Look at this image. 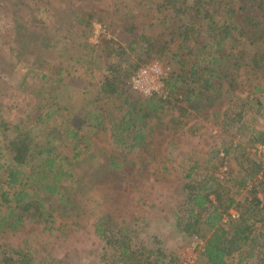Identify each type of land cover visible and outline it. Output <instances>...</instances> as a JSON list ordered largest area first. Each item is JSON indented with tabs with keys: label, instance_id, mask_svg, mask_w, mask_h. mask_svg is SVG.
<instances>
[{
	"label": "trees",
	"instance_id": "obj_1",
	"mask_svg": "<svg viewBox=\"0 0 264 264\" xmlns=\"http://www.w3.org/2000/svg\"><path fill=\"white\" fill-rule=\"evenodd\" d=\"M9 1L0 0V6ZM132 1L136 12L126 10L125 21L116 32L107 11L98 8L97 12L91 7L73 12L76 25L81 26L78 37L91 28L95 17L104 23L109 22L110 35L103 36L99 46L91 45L89 48L87 43L82 44L85 50L82 56L91 64L95 61L97 71L102 72L100 81L90 75L93 82L89 80L86 87L79 89L77 100L71 102L70 98L61 97L67 86L60 76L64 65L52 64L50 73L41 77L47 84L39 88L41 96L30 92L28 104L21 112L26 116L25 120L14 125L0 121V155L5 150L8 159L5 165L1 163L0 156V239L3 235H15L27 223L40 226L42 232H50V236L54 232L64 233L62 230L66 224L56 226L58 219L70 213L77 194L84 190L75 170L76 163L91 145L90 137L83 134L84 130L109 129V138L116 145L114 149L124 145L129 150L139 149L145 139L161 127V117L167 114L171 117L164 127L178 129L183 124L179 119L188 109L200 110L202 104V108L211 107L222 90L229 107L237 102L249 106L259 98L251 96L252 93H264V0ZM0 14L4 19L1 31L7 32L4 41L14 40L13 35L18 33L19 38L24 35L30 37L29 45L36 44L39 39L35 34L37 30L26 24L29 20L20 18L7 7H0ZM147 28L151 29L150 33ZM241 45H245V50ZM247 51L251 54L249 61L253 73L258 74L256 78H262L263 83L252 87L243 102L235 94L238 88L235 78L236 71L247 62L236 56H245ZM234 53L236 56L233 57ZM132 58L134 63L130 60ZM156 61H166L174 67L163 80L162 94L152 93L149 97L131 94L126 87L127 81L141 67ZM101 67H105V72ZM224 81L226 86L222 84ZM114 103L118 105L116 114L120 118L109 110V105ZM97 104H101V108H97ZM30 112L33 114L28 116ZM151 120H155V124ZM68 150L73 155L70 156ZM128 165L135 167L132 162ZM128 165L118 162L117 156L111 153L106 159V173L102 177L123 178ZM140 165L145 164L141 162ZM198 165L200 162L193 159L183 178L190 179ZM134 169H139L138 165ZM88 175L93 180L99 178L92 172ZM206 180L183 184V203L174 214L185 212V216L176 217L179 230L191 237L190 241L202 240L201 264H227V260L237 258L235 255H238L237 262L241 263L242 252L251 245L249 239L256 229L253 225L258 221L264 222L260 220L263 218L257 220L264 209L253 193V199L246 198V202L255 205L258 215H249L237 207L235 200L223 206L219 191L213 190L215 199L210 198L212 191L206 187ZM245 181L247 179L239 184L241 188ZM231 206L239 209L240 218L223 226L220 224L221 215ZM133 224L116 221L110 214L99 216L93 224L94 234L113 247L111 257H114V263L179 264L177 255L166 257L159 248L153 250L142 242L137 244L132 235L137 238L139 231H132ZM4 243L0 240V264L53 262L31 244L29 237L23 238L19 244ZM248 254L252 257V253ZM262 263L264 256L257 264Z\"/></svg>",
	"mask_w": 264,
	"mask_h": 264
},
{
	"label": "rangeland",
	"instance_id": "obj_2",
	"mask_svg": "<svg viewBox=\"0 0 264 264\" xmlns=\"http://www.w3.org/2000/svg\"><path fill=\"white\" fill-rule=\"evenodd\" d=\"M133 6L132 0H10L0 6L7 7L9 11L20 15V18L29 20L26 24L37 30L35 34L39 38L35 45H29L30 37L24 35L19 38L17 33L12 37L14 40L4 41V34L7 32L1 31V22L4 19L0 14V121L14 125L25 120L26 116L21 112L28 104L30 92L34 91L33 94L41 96L39 88L42 85L47 86L46 80L41 77L50 73L52 64L63 63L64 71L60 76L65 79L67 86L61 97L70 98L71 102L77 100L78 92L88 85L90 75L100 81L102 72L97 71L95 61L91 64L82 56L85 54L82 44L87 43L89 48L91 45L99 46L102 37L110 35L108 21L104 23L95 17L91 28L78 37L81 26L76 25L73 12L91 7L97 12L98 8L107 11L110 15L109 22L116 32L125 21L126 10L136 12ZM4 25L8 27L6 23ZM149 30L151 31L150 28ZM149 30L147 28L148 33ZM226 45L229 46L227 43ZM244 46L241 45L245 50ZM236 57L244 58L242 62H247L246 66L236 71L235 78L238 86L235 94L244 102L252 87L262 86L263 79H257L258 74L253 73L249 61L251 54L248 51L245 56L240 54ZM130 60L135 62L134 58ZM230 64L228 63L229 66ZM147 67L149 70L145 69L146 76L136 73L127 81L126 87L131 94L141 97H149L152 93L162 94L163 80L174 70L173 65L166 61L152 62ZM100 69L105 72V67ZM226 83L222 82L224 86ZM223 92L222 90L211 107L202 108V104L199 106L200 110L188 109L180 117L183 124L178 129L164 127L168 124L170 114L161 117V127L155 129L139 149L129 150L125 148L126 145L114 149L116 145L109 138V129L84 130L83 134L90 137L91 145L75 168L77 179L83 182L81 185L84 190L77 194L70 213L58 219L56 226L66 224V228L62 230L64 233L54 232L50 236V232H42L40 226L27 223L15 235H3L1 242L19 244L23 238L29 237L31 244L41 249V254L53 261L52 264H116L113 262L114 257H111L113 247L94 234L93 226L96 218L110 214L114 216V220H123L127 224L136 221L131 228L132 231H139L137 238L132 235L137 244L142 242L145 247L153 250L159 248L166 257L179 256L188 247L184 252L186 256L195 239L190 241L191 237L179 230L176 217L185 216V212L182 210L178 215L174 214L177 208L181 209L179 205L183 203V184L193 180L203 182L207 179L206 187L212 191L210 198L215 199L213 190L219 191L223 206L229 204L230 200H235L238 202L237 207L243 208L249 215L257 214L255 205L246 202V198L253 199L251 193L244 192L239 184L246 179L260 176L259 165L256 164L258 156L253 150L255 145L264 140V93H252L251 96L257 95L259 98L258 101L253 100L249 106L237 102L229 107L228 98ZM117 106V103L109 105V110L116 118H120L116 114ZM97 108H101V104H97ZM32 114L30 112L27 115ZM34 119L35 116L31 121ZM151 123L155 124V120H151ZM220 152L224 154L222 159ZM67 153L73 155L70 150ZM111 153L117 156L118 162L127 165L132 162L139 169L135 170L134 166L128 165L130 168L126 166L127 171L123 178H103L104 172L106 173V159ZM0 156L1 163L7 165L6 151L3 150ZM193 159L200 162V165L190 179L183 178ZM263 160L260 159L261 162ZM223 161L228 166L225 178L231 179L222 183L217 178L224 165ZM141 162L145 165L141 166ZM91 172L98 174L99 178L93 180L88 175ZM134 172L142 174L137 175ZM261 179L264 186V174ZM258 218H263L260 220L264 221V211H260L257 220ZM253 226L256 229L249 239L251 245L246 252H242L241 263L237 262L238 255H235L234 258H237L227 260V264H257L264 256V222L258 221ZM140 228L142 229L139 230ZM196 241L202 242L200 239ZM198 249L200 248L189 252V256L196 259L194 264L202 263ZM248 253H252V257Z\"/></svg>",
	"mask_w": 264,
	"mask_h": 264
},
{
	"label": "built area",
	"instance_id": "obj_3",
	"mask_svg": "<svg viewBox=\"0 0 264 264\" xmlns=\"http://www.w3.org/2000/svg\"><path fill=\"white\" fill-rule=\"evenodd\" d=\"M150 67V66H149ZM145 69H148L147 66L145 67H141L137 73H139L140 75H144V73L146 72ZM149 70V69H148ZM146 76V75H144ZM253 153L255 155L258 156L257 158V164L260 166V173H259V177L255 178L256 180H247L245 181L244 187H242V189L244 190V192L248 193H253L254 194V198L257 199L259 206L261 208L264 209V186L260 184V182H262L261 179V175L264 174V160L263 162L260 161L261 158L264 159V143H260L255 145ZM220 158L222 159V157H224V154L222 152H220ZM224 165L222 166L221 170H220V174H219V178H217V180L219 182H226L229 178H225V176H227V171H228V166L226 165V162H224ZM240 218V212L239 209H237L235 206H231L229 207L226 211H224V213L221 215V220H220V224L223 226H227V224L231 221H235L238 220ZM203 243L198 242L195 240V242L193 243L192 247L190 250L195 249L198 247L200 249H198L201 253V251L203 250L202 246ZM188 247H186L181 254L178 256V263L179 264H194L196 259L193 260L191 258V256H189V252L188 251V255L185 256L184 252L187 251ZM198 251V252H199ZM189 256V257H188Z\"/></svg>",
	"mask_w": 264,
	"mask_h": 264
}]
</instances>
